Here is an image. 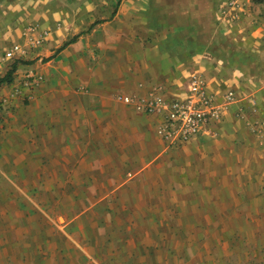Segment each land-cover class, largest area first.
Instances as JSON below:
<instances>
[{
	"label": "crops",
	"instance_id": "0c3cea01",
	"mask_svg": "<svg viewBox=\"0 0 264 264\" xmlns=\"http://www.w3.org/2000/svg\"><path fill=\"white\" fill-rule=\"evenodd\" d=\"M254 1L0 0V81L12 72L0 83V264L257 254L264 8ZM15 46L23 56L6 59ZM195 76L221 118L171 146L149 106L188 96Z\"/></svg>",
	"mask_w": 264,
	"mask_h": 264
},
{
	"label": "built area",
	"instance_id": "2783aa9c",
	"mask_svg": "<svg viewBox=\"0 0 264 264\" xmlns=\"http://www.w3.org/2000/svg\"><path fill=\"white\" fill-rule=\"evenodd\" d=\"M40 44L41 40H37ZM24 50L15 46L8 51L5 58L18 61ZM149 111L157 113L163 118L160 128L162 137L175 146L183 144L200 135L213 122L221 118V106L210 95L203 81L195 76L191 83L190 94L172 101L159 97L149 106Z\"/></svg>",
	"mask_w": 264,
	"mask_h": 264
},
{
	"label": "rangeland",
	"instance_id": "374dc122",
	"mask_svg": "<svg viewBox=\"0 0 264 264\" xmlns=\"http://www.w3.org/2000/svg\"><path fill=\"white\" fill-rule=\"evenodd\" d=\"M264 8V0H255L254 1V8ZM257 12V10H255ZM263 12L261 10L260 15ZM248 242L252 243L254 246H256L255 243L251 242V240L248 239ZM259 250L257 254H248L247 257H245V254L239 253V252H233V254H225L221 250L220 253L216 254V259L214 260V264H264V239L263 244L259 246ZM217 252L220 250V248L216 249ZM216 252V253H217Z\"/></svg>",
	"mask_w": 264,
	"mask_h": 264
},
{
	"label": "trees",
	"instance_id": "16d2710c",
	"mask_svg": "<svg viewBox=\"0 0 264 264\" xmlns=\"http://www.w3.org/2000/svg\"><path fill=\"white\" fill-rule=\"evenodd\" d=\"M13 71V70H12ZM12 73V72H11ZM9 74L4 80H2V81H0V83L1 82H3V81H6V82H11L12 81V74Z\"/></svg>",
	"mask_w": 264,
	"mask_h": 264
}]
</instances>
